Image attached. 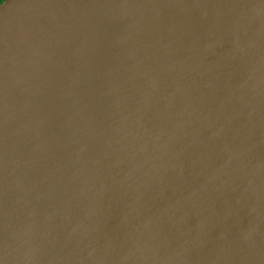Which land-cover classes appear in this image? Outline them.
I'll list each match as a JSON object with an SVG mask.
<instances>
[{
    "label": "water",
    "instance_id": "1",
    "mask_svg": "<svg viewBox=\"0 0 264 264\" xmlns=\"http://www.w3.org/2000/svg\"><path fill=\"white\" fill-rule=\"evenodd\" d=\"M0 264H264V0L1 1Z\"/></svg>",
    "mask_w": 264,
    "mask_h": 264
},
{
    "label": "trees",
    "instance_id": "2",
    "mask_svg": "<svg viewBox=\"0 0 264 264\" xmlns=\"http://www.w3.org/2000/svg\"><path fill=\"white\" fill-rule=\"evenodd\" d=\"M3 1V0H0V2Z\"/></svg>",
    "mask_w": 264,
    "mask_h": 264
}]
</instances>
